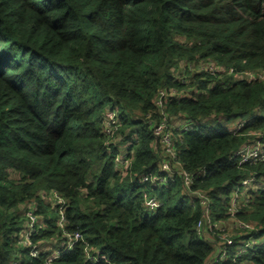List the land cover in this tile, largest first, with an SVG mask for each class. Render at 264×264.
<instances>
[{
    "label": "trees",
    "instance_id": "1",
    "mask_svg": "<svg viewBox=\"0 0 264 264\" xmlns=\"http://www.w3.org/2000/svg\"><path fill=\"white\" fill-rule=\"evenodd\" d=\"M160 123L191 187L161 171ZM256 146L264 0H0V264H264V160L236 156ZM31 203L36 257L18 244Z\"/></svg>",
    "mask_w": 264,
    "mask_h": 264
},
{
    "label": "built area",
    "instance_id": "2",
    "mask_svg": "<svg viewBox=\"0 0 264 264\" xmlns=\"http://www.w3.org/2000/svg\"><path fill=\"white\" fill-rule=\"evenodd\" d=\"M252 76V77H251ZM248 75L249 79H255L256 76L253 75ZM263 76V74H262ZM261 75H259V77H262ZM108 113L106 114L107 117H109V120H106L105 123V132L108 135H112L114 131H116V126H113L114 124L113 121L115 120V110H113V108L108 109ZM181 124H185L184 127L181 126ZM192 123H188L187 120L182 119L180 121V124L177 126H181L179 128V130H188L190 128ZM240 125L243 124V122L239 123ZM238 124V126L240 127V125ZM173 125V124H172ZM175 126V125H174ZM236 128V129H239ZM166 126L163 125L162 123H160L157 126V129L155 130L156 135L160 136V138L162 139V142L165 145V152L168 154V159L164 160L162 165H161V171L165 172L168 174L169 177H173L176 173H179V175L182 177L184 185L186 187L192 185L193 183V175L186 172V171H182L181 169H176V168H181L180 163L177 160V154L174 148V145L172 143V135L171 132H168L165 130ZM124 148V150L117 156L116 158V162H117V167L120 170L123 169H127L130 161H129V153H127V147ZM261 149L258 148H246L243 149L241 151H238L236 153V156H239L241 158L242 161H249V160H258V159H262L264 160V147H259ZM126 149V150H125ZM174 174V175H173ZM159 180L161 181H165V179L163 177L159 178ZM252 179L249 180H245L244 182H242V184H249L250 181ZM41 197L43 198V200L45 202H47L50 206L52 207H59L60 209V218H59V222L58 224L61 226L63 225L64 222H66V218L64 216L65 210L67 208V204L66 201L59 195V193L57 191H51V192H42ZM203 198V196H202ZM151 204H149L148 209L153 210V207H155V203L150 202ZM30 208L27 207V213H26V223L25 226L23 227L22 230V234L21 236H19L18 238V244L19 246H24L25 248H27L28 250L31 251L32 256L36 257L41 251H47L49 248L48 247H41L38 248L37 244L33 242V237L34 235L38 234L39 232H41L44 229V225L43 222L40 220L39 216L36 215V212L34 210V205L31 203L29 204ZM207 219L209 220L208 217V213H205ZM210 223V220H209ZM241 227L244 229H249L248 225H246L245 223L241 224ZM198 231L201 233L204 229V225L203 223H199V225L197 226ZM217 227L211 224L210 227L208 228V232L211 234H214L216 231ZM221 237V235H220ZM82 239V233L78 232L75 235H70V237H68V240L66 242H64L62 244V246L64 247V250H71L73 249V247L76 245V243L78 241H80ZM255 244L256 241L252 240V244ZM246 245H249V243H247ZM66 248V249H65ZM61 252H56L55 255L50 256L49 257V262L48 264H54V260L58 259L61 255ZM223 256V255H222ZM219 258L217 259L216 262H219ZM209 264H212V261L209 262Z\"/></svg>",
    "mask_w": 264,
    "mask_h": 264
},
{
    "label": "crops",
    "instance_id": "3",
    "mask_svg": "<svg viewBox=\"0 0 264 264\" xmlns=\"http://www.w3.org/2000/svg\"><path fill=\"white\" fill-rule=\"evenodd\" d=\"M179 124H180V121L177 122V123H174V125H176V126H178ZM238 124H239V122H234V123H233V128H238ZM227 225H228L227 223H220V224H219V227H228ZM210 236H211V235H210L209 233H207L208 240L211 241V242H213V241L211 240V237H210ZM216 245H218V244L216 243ZM218 246H219V245H218ZM216 252H217V250H216Z\"/></svg>",
    "mask_w": 264,
    "mask_h": 264
},
{
    "label": "rangeland",
    "instance_id": "4",
    "mask_svg": "<svg viewBox=\"0 0 264 264\" xmlns=\"http://www.w3.org/2000/svg\"><path fill=\"white\" fill-rule=\"evenodd\" d=\"M246 77L248 78V76H246ZM223 123H226V121H223ZM232 124H233V123H232ZM173 125H174V122H173ZM255 148H257V146H256ZM148 210H150V209H148ZM233 233H234V232H233ZM210 237H211V240H212L213 242H216V240H217V238H218V237L216 236V233L211 234ZM218 245L221 246L222 243L218 241ZM214 255H217V252H215ZM222 257H223V256L221 255V256L219 257V260H222Z\"/></svg>",
    "mask_w": 264,
    "mask_h": 264
}]
</instances>
